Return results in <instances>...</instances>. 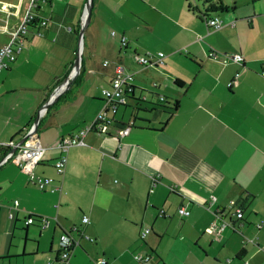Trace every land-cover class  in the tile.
I'll return each mask as SVG.
<instances>
[{
    "label": "crops",
    "instance_id": "crops-1",
    "mask_svg": "<svg viewBox=\"0 0 264 264\" xmlns=\"http://www.w3.org/2000/svg\"><path fill=\"white\" fill-rule=\"evenodd\" d=\"M86 1L46 0L37 9L22 50L0 72V143L21 141L70 71ZM206 1L222 7L205 0L193 7L187 0H92L83 77L41 114L24 143L44 148L32 173L51 178L55 190H39L12 162L0 163V264H60L57 242L73 225L93 241L80 239L69 264H264V12L249 11L264 0ZM27 2L0 0V47ZM208 16L224 26L209 29ZM213 51L243 61L212 59ZM146 52L164 56L138 64L136 56ZM115 63L133 74L126 104L105 133L88 132L68 149L57 175L59 141L108 108L102 90ZM181 207L186 215L178 214ZM28 215L34 221L25 225ZM216 219L230 226L206 233ZM145 227L150 232L140 238ZM136 254L151 259L137 262Z\"/></svg>",
    "mask_w": 264,
    "mask_h": 264
},
{
    "label": "built area",
    "instance_id": "built-area-1",
    "mask_svg": "<svg viewBox=\"0 0 264 264\" xmlns=\"http://www.w3.org/2000/svg\"><path fill=\"white\" fill-rule=\"evenodd\" d=\"M46 2V0H28L26 11L21 18L18 26L10 33V38L6 44L0 47V72L7 66V63L14 62L16 56L23 47V42L25 35L28 32L29 26L34 22V18L36 17V11L41 5ZM40 26H44L46 21L44 19L38 20ZM84 23V17L81 23V26ZM205 23L207 27L211 30H219L224 25L223 22L218 17H207L205 18ZM114 34L113 32L111 33ZM121 47H125L127 45L126 38L122 36L120 38ZM163 53L158 52L153 54L151 52H146L144 55H137L136 61L140 65L150 66L155 65L160 62L163 58ZM210 58L212 59H220L223 62L231 61L234 63L240 64L243 61L242 55L238 53H230V54H222L216 53L215 51L210 53ZM102 66L104 68L109 66L108 60H103ZM237 77V74H235ZM133 81V74L129 71H126L120 64L115 63L112 65V76L109 83L108 88L102 90V95L108 105V108L105 110L104 107L100 110L93 121L85 126H83L76 133L62 138L58 143V148L61 152L60 156L54 161L53 167L57 175H62L66 163L65 153L72 146H79L83 144V138L86 133L94 131L99 133H105L106 128L112 122V115L116 112L119 106L125 105L130 92L132 91L131 82ZM233 85V81L226 84L227 88H231ZM129 128H122L119 130V134L121 136L125 135L128 132ZM33 127H30L25 133L28 135V138L22 143H15L13 141H9L8 143H0V149H8L3 155L0 163H5L7 161L12 162L16 165L21 171L29 175L30 181L34 184L36 188L39 190H45L49 188L50 191H54L55 189L52 187V179L49 177H40L35 176L32 173V170L40 162V158L44 151V148L38 143L33 144H24L28 139L33 137L34 135ZM13 206L18 207V202L14 201ZM162 212V211H161ZM179 215H186V211L184 208L178 209ZM235 216L239 219L241 218L240 209H236ZM11 217V214L9 215ZM34 221V216L28 215L24 221L25 225H30ZM42 224L41 227L45 228L48 226V220L46 218L41 219ZM82 224H88V217L83 215L81 217ZM229 223L227 221L216 219L212 221L208 227L205 229L206 233H220L226 227H229ZM150 232V228L145 227L140 231V238H144ZM85 238L89 241H93V239L89 238L86 235H81L79 230L75 225L71 226L70 231L63 233L59 238L58 245V262L60 264H69V254L70 250L73 247L79 245L80 239ZM134 259L137 262L146 263L151 259L150 254H136L134 255ZM96 264H106L104 259H100L96 262ZM246 264V263H245Z\"/></svg>",
    "mask_w": 264,
    "mask_h": 264
},
{
    "label": "water",
    "instance_id": "water-1",
    "mask_svg": "<svg viewBox=\"0 0 264 264\" xmlns=\"http://www.w3.org/2000/svg\"><path fill=\"white\" fill-rule=\"evenodd\" d=\"M91 7H92V0H87L85 7H84V23L80 28L79 32V43L78 47L75 51V56L72 62V67L70 71L68 72V75L62 80L60 84H58L55 89L52 91L48 99L43 103V105L39 108L37 111V115L34 119L33 122V129L35 131L37 127V123L39 118L41 117V114L47 110V108L52 105L58 97L70 87L71 82L77 77V75L80 72V66H81V60H82V38H83V33L90 21V15H91ZM28 138V135H24L19 143L24 142Z\"/></svg>",
    "mask_w": 264,
    "mask_h": 264
},
{
    "label": "trees",
    "instance_id": "trees-1",
    "mask_svg": "<svg viewBox=\"0 0 264 264\" xmlns=\"http://www.w3.org/2000/svg\"><path fill=\"white\" fill-rule=\"evenodd\" d=\"M205 2H207L209 5H208V7L209 8H213V6L215 5V6H220V7H222L221 6V3L219 4V2L218 1H213V2H209V1H206L205 0ZM219 6H218V8H219ZM210 10L211 9H208V11L210 12ZM209 17V16H208ZM68 72L69 71H67L66 73H65V75H64V77L62 78V80L68 75ZM83 74H84V68H83V62L81 61V66H80V72H79V74L77 75V77L72 81L73 83H76V82H78V81H80L81 80V78L83 77ZM61 80V81H62ZM175 108V104L173 105V109ZM3 153H5V151L3 152Z\"/></svg>",
    "mask_w": 264,
    "mask_h": 264
},
{
    "label": "rangeland",
    "instance_id": "rangeland-1",
    "mask_svg": "<svg viewBox=\"0 0 264 264\" xmlns=\"http://www.w3.org/2000/svg\"><path fill=\"white\" fill-rule=\"evenodd\" d=\"M10 1H12V0H10ZM189 3H191V6L193 7V5L195 4V2H196V0H187ZM213 1V0H212ZM239 2H242V1H244V0H238ZM200 3H202V0H200V1H197L196 2V4H198L199 6H200ZM252 4V3H251ZM262 3H256L255 4V7H250L249 8V11H251L252 9H254L256 12L257 11H260V12H264V5H261ZM43 5V4H42ZM261 5V6H260ZM200 8V7H199ZM241 9V7H238L237 8V11H239ZM246 9H248L247 7H243V10H246ZM111 30H114V29H110L109 30V33H110V31ZM115 32V31H114Z\"/></svg>",
    "mask_w": 264,
    "mask_h": 264
},
{
    "label": "flooded vegetation",
    "instance_id": "flooded-vegetation-1",
    "mask_svg": "<svg viewBox=\"0 0 264 264\" xmlns=\"http://www.w3.org/2000/svg\"><path fill=\"white\" fill-rule=\"evenodd\" d=\"M1 154H2V153H1V151H0V156H1Z\"/></svg>",
    "mask_w": 264,
    "mask_h": 264
}]
</instances>
